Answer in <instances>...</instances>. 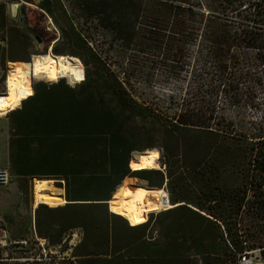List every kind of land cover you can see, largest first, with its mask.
<instances>
[{
    "label": "trees",
    "instance_id": "obj_1",
    "mask_svg": "<svg viewBox=\"0 0 264 264\" xmlns=\"http://www.w3.org/2000/svg\"><path fill=\"white\" fill-rule=\"evenodd\" d=\"M19 1H24L22 4H32L43 11L51 17L55 25L64 21L66 27L59 29L60 36L51 47L52 53L68 55L66 49L73 44V41L76 48L90 54L89 61L82 60L85 67L89 62L96 67L99 66V59L94 57L87 38L76 23L80 26L88 24L105 28L115 38L129 43L137 33L135 23L141 18V12L144 10L142 6L144 0ZM189 1L153 2L165 3L167 7L174 9L176 5L188 4ZM198 3L209 12L222 16L231 11L240 12L243 6H253L258 8V12H262L260 16L264 18V0H198ZM144 18L148 19V16L144 15ZM5 22V3L0 1V27H5ZM153 22L147 25L150 27L162 25L159 21ZM18 37L15 35L12 43L22 44L23 40ZM60 39L67 45L63 54L57 53V43ZM1 40H4V36H0ZM259 50L261 51L258 55L264 70V49ZM82 55L76 53L75 56L82 57ZM5 58V50L0 45V67L4 65ZM22 60L25 59L12 61ZM76 85L79 86L75 87ZM122 86L115 80L108 81L102 78L92 81L88 73L80 83L73 86L65 83L63 78L49 85L37 82L33 83V94L22 102V106L7 113V115L12 114L8 142L11 172L24 179L52 177L62 180L64 196L73 203L67 201L63 206L48 207V209L55 211L70 205L86 212L98 211L99 218L105 224L101 245H97V233L93 230L97 228V223L87 222L82 225L84 237L75 249L77 262L81 264H198L199 262L214 264L224 261L219 252L225 249L232 256L235 264L236 252L244 248H262V254L264 110L251 121L252 127L247 133H219L204 127H187L182 122L178 123V119H174V122L165 125L163 132L160 159L162 157L166 171L132 170L130 153L136 149L129 146V138L125 135L123 126L127 118L134 114L140 115L143 109H139L140 106L128 97L127 87L124 84ZM252 99V106L258 108L260 103L256 101L255 95H252ZM149 148L151 146L146 145L140 152ZM188 155L192 164L188 170L204 172L206 168L201 167V164L212 160L216 165L209 170L212 173L220 169L230 168L232 171L243 169V177L232 187L209 186L212 180L206 181L208 187L201 188L204 198L196 203L180 199L176 201L170 197L172 203H182L161 213L168 214L173 211L181 213L182 211H176L184 208V212L189 215L184 223L196 226L187 233L175 229L165 234V229L161 228V223L158 222L162 235H165L162 242L151 241L145 231L128 240L117 239L118 234L136 231L149 220L132 225L129 219L115 213L111 208L112 212L109 210L108 202L120 183L126 178L141 179L149 186L164 188L167 191L166 184L172 177L173 165L180 162L179 156L186 162ZM147 173L151 175L157 173L159 182H152L151 175ZM81 200L85 203H78ZM43 206H46L45 203H40L33 212L37 233L39 237H48L52 244L58 243L59 236L50 240L49 235L43 233L37 223L36 213ZM227 209H230L229 213ZM90 218L91 215L84 213L75 217L77 220H91ZM116 219H121L124 223L120 232L115 228ZM206 221L215 223L221 230V239H219L221 244L216 245L215 240L218 237ZM44 229L54 230V233L59 235L63 228L57 225L56 229H53V225L48 223L44 225ZM244 234L263 245L250 247L246 243ZM227 240L233 249L227 244ZM221 245H223L222 249H220ZM45 257H48L47 254Z\"/></svg>",
    "mask_w": 264,
    "mask_h": 264
},
{
    "label": "rangeland",
    "instance_id": "obj_2",
    "mask_svg": "<svg viewBox=\"0 0 264 264\" xmlns=\"http://www.w3.org/2000/svg\"><path fill=\"white\" fill-rule=\"evenodd\" d=\"M0 1L5 3L6 13L5 27H0V36H4L0 45L6 55L4 65L0 67L1 92L5 90L8 62H14L12 60L15 59L29 60L33 56L51 53L52 45L59 39V29L65 28L66 23L60 21L57 25L53 24L49 15L32 4H22L24 1ZM153 1L156 0H144L142 3L144 10L135 23L137 33L129 43L115 38L105 28L76 23L87 38L94 57L99 59L97 67L92 62L86 67L82 64L85 74L88 73L92 81L103 78L115 80L121 87L124 84L128 89L125 90L128 97L140 106L139 109H143L140 115L134 114L127 118L123 126L129 146L136 149L130 153L132 170L134 156L146 145L157 147L161 154L165 125L174 122V119L187 127H204L219 133H247L252 127L251 121L264 110V70L258 55L259 49H264V18H261L262 12H258L257 7L243 6L240 12L231 11L222 16L209 12L198 0L176 5L174 9L165 3ZM153 21H159L162 25H147ZM15 35L23 40L22 44L12 43ZM72 43L66 49L67 45L60 39L57 53L63 54L65 48L70 56L83 54L78 57L81 63L83 59L89 61L90 54L76 48L75 42ZM42 78L36 77L33 83L49 85L63 78L65 83L78 84L67 77H53L54 81ZM252 95L260 103L258 108L252 106ZM11 119L12 114L6 118L8 124ZM179 159L180 162L173 165L172 177L166 184L168 192L164 188L149 186L141 179L126 178L112 194L109 206L121 200L122 190L134 180L164 192L168 198L167 206L171 208L182 202L172 203L170 197L176 201L180 199L196 203L204 198L201 188L208 187L206 181L212 180L209 186L232 187L237 185L244 173L243 169L232 171L230 168L212 173L209 170L216 166L212 160L201 164V167L206 168L204 172H193L188 170L192 165L189 155L186 162L180 156ZM160 165L166 171L162 157ZM43 178L54 180L53 184L64 190V196L62 180ZM150 179L157 183L159 175L154 173ZM33 182L34 178L22 179L11 172L8 184L0 187V197H4L0 199V264H81L77 262L75 249L84 237L82 225L97 223V228L93 229L97 233V245L103 242L105 224L99 218V212H86L70 205L52 211L48 207L58 208L60 205L45 203L46 206L40 207L36 213V218L41 231L49 235L50 240L59 236V242L52 244L48 237H39L37 233L33 215L36 210L32 198ZM78 203L85 202L81 200ZM184 210L181 208L176 211L183 213L173 211L163 214V210L152 206L145 219L132 224H141L149 219L145 225L130 233H120L117 239L128 240L145 231L151 241L159 243L165 238L161 228L165 229V234L175 229L187 233L196 226L184 223L189 217ZM226 211L229 213L230 209ZM81 213L91 215V220L75 219ZM48 223L53 225V229L61 225L62 232L56 235L54 230L46 231L44 225ZM114 224L117 232H120L124 223L116 219ZM244 237L252 248L263 245L247 237V234ZM39 242L43 243L44 249ZM44 252L48 257L44 256ZM219 255L224 261L214 264H234L232 256L225 249ZM252 255L259 257L258 252ZM256 262L264 264V246L262 257Z\"/></svg>",
    "mask_w": 264,
    "mask_h": 264
},
{
    "label": "bare ground",
    "instance_id": "obj_3",
    "mask_svg": "<svg viewBox=\"0 0 264 264\" xmlns=\"http://www.w3.org/2000/svg\"><path fill=\"white\" fill-rule=\"evenodd\" d=\"M8 68L5 90L0 92V115L7 110L17 109L22 100L32 95L33 81L36 77L43 76L42 79L47 81H54L53 77L57 76L67 77L76 83H80L85 77L82 63L78 57L55 56L52 52H46L39 57L33 56L29 60L9 62ZM134 161L135 163L132 165L134 169H161L160 152L157 147L138 152L134 156ZM53 183L54 180L50 179L34 180L32 187L33 207L36 208L40 203H57L60 206L67 203L62 196L64 190L56 187ZM120 196L121 200L109 207V210L111 208L115 213L128 218L131 224L134 221L145 219L152 206L161 210L168 209V198L164 192L144 186L136 180L128 183ZM109 204L110 202H108Z\"/></svg>",
    "mask_w": 264,
    "mask_h": 264
},
{
    "label": "crops",
    "instance_id": "obj_4",
    "mask_svg": "<svg viewBox=\"0 0 264 264\" xmlns=\"http://www.w3.org/2000/svg\"><path fill=\"white\" fill-rule=\"evenodd\" d=\"M7 70L9 71V68H7ZM8 71H7V74H8ZM7 74H6V76H7ZM22 102H24V100H22ZM21 106H22V103L18 106L17 109H19ZM2 115L3 114L0 115V166L4 165L5 166L4 168L8 169L9 173H11V170L9 169L10 167H9V158H8V154H9L8 142H9V137H10V127L11 126H10V124H8V122L6 120L7 116L11 115V114H8V115L5 114L3 116ZM16 176L19 178H22L18 175H16ZM22 179H24V178H22ZM147 187H149V186H147ZM153 189L156 190V188H153ZM1 198H4V197H0V199ZM206 223L211 228V230L215 232V234L218 237L217 238L218 241L215 240L216 245L221 244V240L219 241V239H221V230L219 229V227L215 223H211V222H207V221H206Z\"/></svg>",
    "mask_w": 264,
    "mask_h": 264
},
{
    "label": "built area",
    "instance_id": "obj_5",
    "mask_svg": "<svg viewBox=\"0 0 264 264\" xmlns=\"http://www.w3.org/2000/svg\"><path fill=\"white\" fill-rule=\"evenodd\" d=\"M48 20L52 25V22L50 21L49 17H48ZM32 94H33V89H32ZM9 111L10 110H7L5 113H3V115L7 114ZM160 170L164 171L162 168ZM9 177H10V173H9L8 169L0 167V187H4L8 184ZM39 244L44 249L43 243L39 242ZM227 244L230 246V248L233 249L231 243L228 240H227ZM261 249L262 248H256V249L244 248L243 250L236 252L235 264H263L262 262H260V263L256 262V259H258V258L260 259L262 257ZM253 252H258L259 257H258V255L253 256L252 255ZM43 254H44V256H46V252H44Z\"/></svg>",
    "mask_w": 264,
    "mask_h": 264
},
{
    "label": "water",
    "instance_id": "obj_6",
    "mask_svg": "<svg viewBox=\"0 0 264 264\" xmlns=\"http://www.w3.org/2000/svg\"><path fill=\"white\" fill-rule=\"evenodd\" d=\"M24 4H26V3H24ZM26 5H28V4H26ZM30 6H31V5H30ZM40 11H41V10H40ZM41 12H43V11H41ZM43 13H44V12H43ZM130 159H131V158H130ZM130 159H129V161H130ZM129 161H128V162H129Z\"/></svg>",
    "mask_w": 264,
    "mask_h": 264
}]
</instances>
